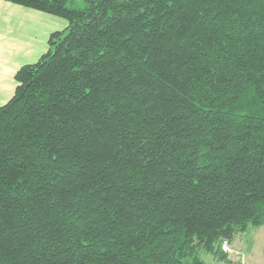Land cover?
I'll return each mask as SVG.
<instances>
[{"label":"trees","instance_id":"16d2710c","mask_svg":"<svg viewBox=\"0 0 264 264\" xmlns=\"http://www.w3.org/2000/svg\"><path fill=\"white\" fill-rule=\"evenodd\" d=\"M67 21L0 106V264L227 262L264 227V0H5Z\"/></svg>","mask_w":264,"mask_h":264},{"label":"crops","instance_id":"0c3cea01","mask_svg":"<svg viewBox=\"0 0 264 264\" xmlns=\"http://www.w3.org/2000/svg\"><path fill=\"white\" fill-rule=\"evenodd\" d=\"M66 27L62 18L0 0V106L14 95L17 71L36 63L49 49L50 35ZM235 239L231 248L241 251Z\"/></svg>","mask_w":264,"mask_h":264},{"label":"rangeland","instance_id":"374dc122","mask_svg":"<svg viewBox=\"0 0 264 264\" xmlns=\"http://www.w3.org/2000/svg\"><path fill=\"white\" fill-rule=\"evenodd\" d=\"M235 238V242L241 241V251L231 248L233 251L227 255V262L202 253L205 264H264V227L250 228Z\"/></svg>","mask_w":264,"mask_h":264},{"label":"built area","instance_id":"2783aa9c","mask_svg":"<svg viewBox=\"0 0 264 264\" xmlns=\"http://www.w3.org/2000/svg\"><path fill=\"white\" fill-rule=\"evenodd\" d=\"M221 251L226 254H232V249L231 246L229 245L228 242L224 241L221 245Z\"/></svg>","mask_w":264,"mask_h":264}]
</instances>
